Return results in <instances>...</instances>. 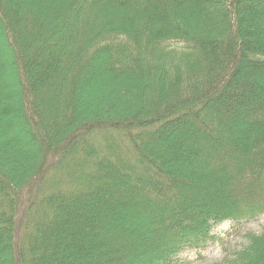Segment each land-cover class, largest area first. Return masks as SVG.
<instances>
[{
  "label": "trees",
  "instance_id": "trees-1",
  "mask_svg": "<svg viewBox=\"0 0 264 264\" xmlns=\"http://www.w3.org/2000/svg\"><path fill=\"white\" fill-rule=\"evenodd\" d=\"M1 59L36 160L0 150V264H192L264 214V0H0ZM244 238L210 264H264Z\"/></svg>",
  "mask_w": 264,
  "mask_h": 264
},
{
  "label": "rangeland",
  "instance_id": "rangeland-1",
  "mask_svg": "<svg viewBox=\"0 0 264 264\" xmlns=\"http://www.w3.org/2000/svg\"><path fill=\"white\" fill-rule=\"evenodd\" d=\"M82 3L83 4L80 6V8L83 12L84 19L87 14L88 7L86 1ZM68 22H73L74 25L76 21H73V19L70 18V21ZM8 63L9 59L0 60V65H6ZM13 86L14 84L12 83V80H6L5 78L2 79L0 83V110L8 107L11 108L17 105L13 96ZM143 93H146L148 98H150V96L153 94L152 92H149L147 90L139 91V89H130L126 93H122V89H120L119 91H117V93H114L111 90L109 92L102 91L97 95L96 98H93V100L94 104H98L96 108L99 107V111H103L107 106H111L114 110H116V112L125 113L128 111L139 109V105L141 104L142 100L141 94ZM88 98L89 96H87V100H89ZM8 123H10L9 117L0 118V148H2L0 150H3V147H5L7 149L5 150L6 154H10V152H13V155H9L10 158L7 156L9 159L2 161V163L6 169L10 167L12 171H16L17 176H20V173H24L27 170L25 163H33L31 161H35L36 159H30V148L26 146V143L24 141L19 139V136L21 135V129H19V127H8ZM6 145L8 147H6ZM263 230L264 214L258 216L257 219L251 220L249 222H243L240 225L235 224L232 221H225L222 224L218 225L214 231L215 234H218L221 238H224V244H210L205 250H201L198 253L195 251H187L183 254V258L190 259L192 261V264H210L221 261L226 255V252H230L246 242L244 238L246 232L253 231L260 233Z\"/></svg>",
  "mask_w": 264,
  "mask_h": 264
},
{
  "label": "bare ground",
  "instance_id": "bare-ground-1",
  "mask_svg": "<svg viewBox=\"0 0 264 264\" xmlns=\"http://www.w3.org/2000/svg\"><path fill=\"white\" fill-rule=\"evenodd\" d=\"M109 15V14H108ZM2 65V64H1ZM12 97V96H11ZM109 98V97H108ZM105 105V104H104ZM90 111V110H89ZM6 162V161H5ZM8 163V162H7ZM11 169V168H10ZM21 176V175H20ZM23 176V175H22ZM215 228V227H214Z\"/></svg>",
  "mask_w": 264,
  "mask_h": 264
}]
</instances>
